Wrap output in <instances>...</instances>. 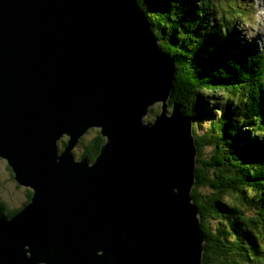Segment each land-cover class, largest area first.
I'll use <instances>...</instances> for the list:
<instances>
[{
  "label": "water",
  "instance_id": "water-1",
  "mask_svg": "<svg viewBox=\"0 0 264 264\" xmlns=\"http://www.w3.org/2000/svg\"><path fill=\"white\" fill-rule=\"evenodd\" d=\"M174 78L134 0H0V158L32 191L0 216V264H202ZM93 127L98 154L77 158Z\"/></svg>",
  "mask_w": 264,
  "mask_h": 264
},
{
  "label": "trees",
  "instance_id": "trees-1",
  "mask_svg": "<svg viewBox=\"0 0 264 264\" xmlns=\"http://www.w3.org/2000/svg\"><path fill=\"white\" fill-rule=\"evenodd\" d=\"M134 1L174 61L168 108L177 102L192 119L202 264H264V50L242 41L213 0ZM99 132L80 138L81 157H96Z\"/></svg>",
  "mask_w": 264,
  "mask_h": 264
},
{
  "label": "rangeland",
  "instance_id": "rangeland-1",
  "mask_svg": "<svg viewBox=\"0 0 264 264\" xmlns=\"http://www.w3.org/2000/svg\"><path fill=\"white\" fill-rule=\"evenodd\" d=\"M213 2L221 20L227 19L234 22L237 19L235 21V33L240 35L242 41L248 40L252 42L255 50H264V29L261 26V14H259L263 5L260 0H240L241 5H238L235 0H213ZM158 108L156 104L149 108L144 121H151L154 115L158 113ZM167 110L169 109L167 108ZM92 129H94V133L99 130L95 127ZM94 133L89 132L83 138V142L85 143L91 139ZM62 145L63 143L61 142L60 146L62 147ZM83 146V143H80L73 148L77 158H81ZM206 153L208 154V152ZM27 190V187L19 185L14 180L7 162L0 158V205L5 210L4 212L21 208L27 198Z\"/></svg>",
  "mask_w": 264,
  "mask_h": 264
},
{
  "label": "bare ground",
  "instance_id": "bare-ground-1",
  "mask_svg": "<svg viewBox=\"0 0 264 264\" xmlns=\"http://www.w3.org/2000/svg\"><path fill=\"white\" fill-rule=\"evenodd\" d=\"M261 1V3H262V5H263V8H260V13L259 14H261V26H262V28L264 29V11H263V9H264V2H262V0H260ZM159 105H160V103H159ZM147 117V116H146ZM143 120H146L145 118H143ZM92 128H90L88 131H87V133L91 130ZM99 131H100V129H99ZM65 139H66V137H65ZM80 141V140H79ZM80 143V142H79ZM74 152V151H73ZM75 154V153H74ZM90 161V160H89ZM195 184V183H194ZM29 189V188H28Z\"/></svg>",
  "mask_w": 264,
  "mask_h": 264
},
{
  "label": "flooded vegetation",
  "instance_id": "flooded-vegetation-1",
  "mask_svg": "<svg viewBox=\"0 0 264 264\" xmlns=\"http://www.w3.org/2000/svg\"><path fill=\"white\" fill-rule=\"evenodd\" d=\"M98 129H99V128H98ZM26 194H27V192H26ZM26 196H27V195H26ZM28 201H29V197H28V199L26 198L25 203H27ZM25 203H24V204H25ZM24 204H23V205H24Z\"/></svg>",
  "mask_w": 264,
  "mask_h": 264
}]
</instances>
